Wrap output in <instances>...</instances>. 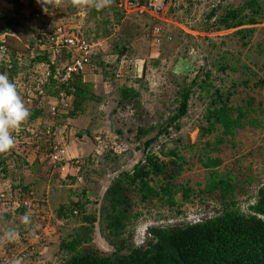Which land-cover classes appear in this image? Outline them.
<instances>
[{"label": "trees", "instance_id": "trees-1", "mask_svg": "<svg viewBox=\"0 0 264 264\" xmlns=\"http://www.w3.org/2000/svg\"><path fill=\"white\" fill-rule=\"evenodd\" d=\"M144 1L140 0L141 3ZM189 1L193 4L192 0ZM226 1L229 2L223 5ZM119 2L114 0L110 7L100 11L87 8L83 26L74 27L73 30L80 32L89 41L109 37L113 31L108 25L113 23L115 17L120 19H118L120 24L124 17L125 11L119 7ZM7 3L12 4L14 10L0 12V38L2 37L0 47L6 48L10 60L0 59V73H7L9 79L17 86L19 81L30 80L37 65L50 63L53 70L45 87L47 94L56 96L63 89L72 102L71 107L61 104L56 114L43 106L31 108V115L23 126L29 127L37 118L42 117V119L39 130L31 135L27 143L29 148L38 146L44 149L53 137H56L55 132L62 129L70 119L85 114L89 103L99 105L104 102V96L97 93L94 82L85 78L87 73L85 71L73 73L72 78L67 82H61L54 77L58 68L63 69L72 62L74 54L72 50L61 46L52 64V49L54 50L56 46L55 42L50 40L53 34L38 24L36 14L43 15L44 12L36 0H7ZM25 9H28L29 16L23 13ZM106 9L109 15L101 19ZM57 10L62 13L60 17L67 25L71 22L76 23L75 20L78 18L75 15L78 9L65 6ZM174 10L175 7H171L170 11ZM205 16L206 21L201 26L202 31L233 30L232 35L239 37L241 46L250 49L251 39L259 29L258 25L264 22V0H220V3L212 6ZM156 22L153 21L152 28ZM102 23L103 29L100 27ZM93 24L98 25L94 28ZM131 27L136 28V24ZM131 31L132 29L129 28L123 33L128 35ZM121 38L122 36L119 40L113 39L114 45L108 53L116 55L113 61L105 60L104 50H100L92 58V62L101 71L104 79L109 81L114 76L111 71L117 70L120 61L126 55L133 56V50L126 49L121 43ZM257 45L264 51V40L258 41ZM239 52L242 54L241 51ZM229 67L232 72L240 73V77L233 78L227 90L217 84V78H212L211 72L204 73L203 68L190 81L184 79L171 100V112L158 123L153 124L149 123L148 114L141 108V92L133 86L118 87L116 94L118 105L125 110L132 105L141 121L137 132V149L144 158L131 169H122L112 176L103 196L95 195L97 200L93 204L96 207L92 211L87 209L90 199L72 200L70 206H61L58 209L59 218L66 220L73 217L78 223L74 234L59 243L60 250L65 254L59 264H264V184L258 188L257 200L249 206V212H244L239 198L250 192L249 188L256 181V176L249 173L248 169L241 167L237 169V164L223 172L222 158L212 154L226 149L240 130L248 126L262 125L264 101L257 100V97L248 91L245 92L247 96L244 97L242 105L235 103L234 97L240 93L242 87L243 91L244 88L264 85V78L259 76L255 80L258 74L248 60L243 61L241 65L223 62L220 69L226 71ZM198 91L206 92L211 97L205 121L198 126L199 139L215 135L205 141L202 146L204 154L199 155L198 158L203 167L209 171L204 185L200 181L191 184L190 179L187 183L178 181L189 167V160L182 154L178 145L163 151L165 158L153 150L161 136H170L173 131L181 129V121L189 113L190 101ZM48 121H51L50 124ZM105 127L109 128L118 140H123V129H115V126H103L102 129ZM47 130L50 131L51 137L47 134ZM99 133V130L94 128L86 130V134L93 139ZM113 144L115 143L112 140H108L107 146L110 145L111 148L103 154L106 161H114L120 156L114 152ZM8 158L10 157L0 160V173L5 177L15 178V170L11 168ZM28 161L29 159L25 158L21 164L30 166ZM72 162L80 167L78 175L89 180L95 173H99L98 167H88V165L92 166V162H96L93 156H89L85 164L81 159H73ZM37 164L35 162V167ZM22 178L23 176H20L18 184L21 193L34 190L30 185L22 183ZM70 178L76 179V177ZM83 193L86 197L91 192L85 190ZM178 195L182 196L180 201L177 200ZM101 196L99 203L98 199ZM195 198L205 208H210L211 200L218 201L221 210L215 207L213 216L198 222L150 226L144 242L137 244L134 239L135 225L141 215L135 210L137 205L150 206L157 200L163 206L178 208V214H181L182 207L187 202L194 203ZM75 210H78V214H74ZM11 217L10 213L4 215L7 221ZM21 226L25 227L23 223ZM96 231L111 246L110 250H104L96 241ZM50 246L56 247L54 244ZM55 253L58 254L56 251Z\"/></svg>", "mask_w": 264, "mask_h": 264}, {"label": "rangeland", "instance_id": "rangeland-1", "mask_svg": "<svg viewBox=\"0 0 264 264\" xmlns=\"http://www.w3.org/2000/svg\"><path fill=\"white\" fill-rule=\"evenodd\" d=\"M192 1L193 4H190L189 0H170L168 14L161 16L160 21L149 15L142 16L135 12V9H130L129 12L124 13L120 24L118 23L119 18L116 19L115 17L113 23L111 22L108 25L113 31L109 37H101V39L105 40L104 58L108 59L107 62L116 57V55L108 54L114 45L113 39L119 40L121 36V43L126 49L130 48L133 50V56H130V59H128L129 56L125 57L118 64L117 70L111 71L114 76H112L113 78L110 81L104 79L101 71L97 69L94 62H91L85 70L87 72L85 78L95 83L97 93L102 97L104 96V102L99 105L93 102L89 103L85 114H79L68 121L62 136L67 143L68 154L71 159H81L85 164L87 158L93 156L94 159L96 158V162H92V166L88 165V167H98L99 173H95L92 179L89 180L78 175L79 168L73 171L72 174L74 175L70 176H65V173L62 175L61 173L51 172L48 170L50 164L48 160H45L43 151H37L34 146L29 148V143L22 142L16 144L11 151L0 154V160L10 157L8 159L11 162V168L18 169L15 170V178L4 176L3 179L8 178L7 183L11 182L18 188L20 175L23 176L22 183L30 185L38 194L44 195L48 192L55 212L61 206H70L72 200L86 201L88 199L91 202L87 203V209L92 211L96 207L93 204L97 200L96 196L104 193L106 186L110 184L112 176L122 169H131L133 165L144 158L137 149V132L141 121L135 114V109H133L132 105L127 107L126 110L118 105L116 99L118 87L124 85L133 86L141 92V108L148 114L149 123L153 124L158 123L166 117L167 113L171 112V100L183 80L188 79L190 81L199 74L202 68L204 73L211 72V77L217 78V84L224 90L229 88L233 78L237 79L240 77V73L232 72L230 67L226 71H222L220 66L223 62L230 65L237 63L241 65L243 61L248 60L258 74V77L255 76V80L259 76L264 78V67H262L264 65V51L259 49L257 45L258 41L264 40V22L258 25V32H255L252 37L249 49L241 46L239 37L232 35L233 30L221 32L202 31L201 26L206 21L205 15L212 6L220 3V0ZM228 2H224L223 5ZM171 7H175V10L170 11ZM7 10H14V6L7 3V0H0V12ZM86 12L87 8L77 10L75 16L78 19L75 20L76 23L71 22L67 25L62 21L66 27L80 28L83 26L82 23H84ZM23 13L29 16L28 9H25ZM107 13L108 9L105 10V14H102L101 19L105 18V15L108 16L109 14ZM60 14L62 13L60 12ZM153 21H158L159 23L156 22V24L163 26L162 41L159 44L153 35ZM134 24H136V28L131 27ZM97 25L93 24V27L96 28ZM100 27L104 28L103 23ZM129 28L132 31L128 35L123 33ZM227 34H230V36H227ZM36 69L39 74V72L42 73L45 66L39 65ZM34 74L35 70L30 79L35 76ZM137 79L143 80L139 81ZM242 89L243 87L240 88V93L234 97L235 103L240 105L244 103L243 99L247 96L246 91L255 95L257 100L264 101V85L249 89L244 88L243 91ZM210 102V94L198 91L190 101L189 113L181 121V129L173 131L170 136H161L154 145L153 150L164 158L163 151L173 149L177 145L181 148L182 154L189 160L188 169L183 172L178 180L181 183H187L188 179H190L191 184H196V182L200 181L204 185L209 174V171L203 167L198 158L199 155L204 154L202 146L205 141L212 139L215 135L199 139L198 126L205 121ZM161 112L164 114L162 115ZM22 126L23 124L20 128ZM103 126H115V129H123V140H118L109 128L106 129L105 127L102 129ZM89 128L99 130L100 133L98 135H102L104 139L102 147L99 148L98 142L96 143L92 136L86 134V130ZM108 140H112L115 143L113 144L114 152L120 155L114 161H106L105 156H103L111 148L110 145L109 147L107 146ZM111 154L114 155V153ZM212 154L222 158L221 170L223 172L237 164V169L240 167L248 169L249 173L256 176V181L249 188L250 192L239 198L241 209L244 212H249V206L257 200L256 193L258 188L264 184V122L259 127L248 126L240 130L235 140L231 141V144L226 149L215 151ZM16 155L21 157L19 158ZM25 158L29 159L30 166L28 167L22 165ZM240 158L242 159L238 160ZM35 162L41 164V166L39 167L37 164L35 167ZM19 164L21 165L20 167ZM190 168L192 169L190 170ZM70 177H76V179L74 180ZM2 181V184L5 185V181ZM196 189L198 188L196 187ZM85 190L91 192L86 197H84L83 193ZM102 196L98 199L99 203ZM181 198V195L177 196L178 201ZM209 203L210 208H205L198 199L194 203L187 202L182 207L181 214H178V208L163 206L157 200L153 201L150 206L139 204L135 210L141 215L136 221L134 239L141 242L150 226L196 222L199 219L203 220L213 216L215 207L221 210L218 201L211 200ZM2 221H0V227L4 226V222L1 223ZM54 221L55 229L60 233L59 241L72 236L78 226L73 217H69L65 222L63 220L58 222L56 219ZM17 222L14 225L15 228H18L21 224V222ZM12 223L13 220L7 221L10 226H12ZM95 239L104 250L111 249V246L99 232L95 235ZM52 242L56 247L50 246L49 251L47 250L43 254L40 253L39 264H43L42 262L59 264L65 256L59 248L60 242L56 240ZM55 251L58 252L57 255Z\"/></svg>", "mask_w": 264, "mask_h": 264}, {"label": "built area", "instance_id": "built-area-1", "mask_svg": "<svg viewBox=\"0 0 264 264\" xmlns=\"http://www.w3.org/2000/svg\"><path fill=\"white\" fill-rule=\"evenodd\" d=\"M170 0H145L140 2L139 0H122L120 5L125 8H135L140 12H147L155 17L165 14L169 9ZM36 19L40 21L43 29L48 30L53 36L50 38L51 41L55 42V48L52 49V64H54L55 57L58 54L59 48L66 47L73 52L72 62L67 64L63 69L58 68L55 71L54 77L61 82H67L72 78L73 73H78L80 71H85L86 68L91 64L92 58L97 55L102 47L101 42H91L84 38L80 32L73 30L72 27H66L61 21L57 13L42 15L40 13L36 14ZM160 27H155V33L160 32ZM1 58L9 60V55L6 52L5 47H1ZM45 69L42 73L30 81H19L17 84V89L19 90L25 105L28 107L29 111L33 107H46L50 112L56 114L59 110L60 105L71 107V100L67 97L66 92L62 90L58 96H51L47 94V81L49 77L52 76V67L50 63H43ZM41 123V118L38 119L37 123H33L29 127L22 126L18 132L14 134L16 137V144L22 142H29L31 135L39 130V125ZM37 124V125H36ZM50 124V123H49ZM50 130V128H49ZM47 130V134L50 135V131ZM56 138L52 139L47 147H44L43 153L45 155V160L49 161L50 171L61 173L65 176L70 172L71 168L76 167V163L72 162L68 155V149L65 142L62 139H58L60 135L59 131L55 132ZM51 137V135H50ZM54 138V137H53ZM99 143L102 144L103 140L101 137L98 138ZM37 151L41 148L36 147ZM78 163V162H77ZM14 190L11 188H0V212L7 210L12 202V199L16 196L14 195ZM15 207H20L23 203L25 209H28L33 216H35L39 237L43 230H48V225L50 224V214L47 210L43 209L41 200L35 197L33 192L21 195V197L13 200ZM22 205V206H23ZM22 249L18 246L11 248L9 254L11 257H21Z\"/></svg>", "mask_w": 264, "mask_h": 264}, {"label": "clouds", "instance_id": "clouds-1", "mask_svg": "<svg viewBox=\"0 0 264 264\" xmlns=\"http://www.w3.org/2000/svg\"><path fill=\"white\" fill-rule=\"evenodd\" d=\"M119 1H120L119 7L123 11L129 12L130 9H135V8L122 7L120 5L122 0H119ZM36 2L41 5L42 11L45 14H54V11L56 10L55 12L57 13V16H59V18L61 19L62 17H60L61 16L60 11L57 9H60L63 6H71L76 9L95 8L97 11H100L107 7H110L113 4L114 0H36ZM134 11L141 14L142 16L149 15L157 19L158 21H160L161 16L168 14V11H167L165 14L160 15L159 17H155L147 12H140L139 10H136V9ZM157 26L160 27L161 29L159 33H155V27ZM162 34H163V26L161 24H156L153 28V35L158 44L161 43L162 41ZM91 42H101L102 47L100 50L105 51L104 49L105 40H103V38L93 40ZM0 52H1V47H0ZM130 58L131 57H128V59ZM113 59L111 60L113 61ZM124 59L125 58H123L121 61H123ZM105 60L107 61L108 59L105 58ZM42 64L43 63H40L39 65H42ZM36 68L34 69L35 76L32 79H34L36 76L39 75ZM60 92L58 94H60ZM58 94H56V96H58ZM46 109H48L47 106H46ZM30 115L31 113L28 107L25 105V102L19 90L17 89L16 84L9 79V76L7 73H0V154H5L11 151L16 146V137L13 135V133L16 132L20 128V126L25 121L28 120ZM39 118L42 119V117H39ZM39 118H37L34 123H37ZM50 122L51 121H49V123ZM66 127H67V124H65L62 129L58 130L60 133V135H58V139H62V141L65 143L66 141L64 140L62 136H63V133ZM99 137H101L102 140L104 139L102 135L100 136L98 135L95 138L96 143L98 142L97 144L99 145V148H100L103 146L104 142L100 144L98 140ZM55 138L56 137H54L53 139ZM40 151H43V150L40 149ZM75 159L79 160L77 158ZM78 168L80 169L79 165H76V167L71 168L70 172L67 175L68 176L74 175L72 174L73 171L77 170ZM48 170H50V168H48ZM3 177L4 175L0 173V188H3V187L11 188L12 190H14L15 192L14 195L16 196L12 199L10 207L4 212H0V221L4 219L5 214H8V213L16 214L18 212L19 215L15 216L13 219L15 221H20L21 223H23L25 227H22L20 224L18 228H15L14 225L16 223L12 224V226L7 224L8 227H4L6 229L2 230L3 233L0 236V264H34V263L39 264V261H40L39 254L40 253L43 254L47 250L49 251L50 244H54L52 241L56 240L57 242H60L59 241L60 233L58 230L55 229L54 220L56 219L58 222L61 220L65 222L66 220L59 218L57 216L58 211L55 212V210H53L48 192L45 193L44 195H40L35 191V189L30 191V192H33L36 198L41 200L43 209L47 210L50 214V224L48 225V230H43L42 234L39 237H36V234H38L37 228H39V225H37L35 216H33L28 209L24 208L25 206L23 205V203H22L23 206L21 205L20 207L14 208V206L16 205L13 203V200H15L18 197H21V195L26 194V193L22 194L19 188L14 187V185L11 182L7 183L8 180L3 179ZM2 180L5 181V185L2 184L3 182ZM74 214H78V210H75ZM21 216H23V218H21ZM198 221H201V219H199ZM146 235H147V232H145V235L141 242L136 241L137 244H142L145 240ZM15 246H18L19 249H22V252H20L22 253L21 254L22 258L10 256L9 251L11 250V248H14ZM32 256H35V257L32 258ZM33 261L35 262L33 263ZM42 263L49 264L47 262L45 263L42 262Z\"/></svg>", "mask_w": 264, "mask_h": 264}, {"label": "crops", "instance_id": "crops-1", "mask_svg": "<svg viewBox=\"0 0 264 264\" xmlns=\"http://www.w3.org/2000/svg\"><path fill=\"white\" fill-rule=\"evenodd\" d=\"M11 163V162H10ZM20 166V165H19ZM25 167H28V166H25ZM12 169L13 170H18L17 168L15 169L14 167H12ZM18 175V174H17ZM21 176V175H20ZM7 180H8V178H7ZM19 215V213L17 212L16 214H12V217L9 219V220H13V223L12 224H14V223H16L17 221H15L13 218L15 217V216H18ZM21 218H23V216H21ZM4 222V226H2V227H0V236H1V232H2V230L3 229H6V228H4V227H8L7 226V220H5V219H3V221L1 222V223H3ZM20 222V221H19Z\"/></svg>", "mask_w": 264, "mask_h": 264}]
</instances>
